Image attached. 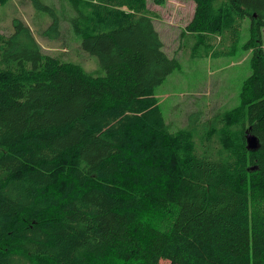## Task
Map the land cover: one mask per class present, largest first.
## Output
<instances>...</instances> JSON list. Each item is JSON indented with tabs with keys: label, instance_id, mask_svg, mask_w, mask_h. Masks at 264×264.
I'll use <instances>...</instances> for the list:
<instances>
[{
	"label": "trees",
	"instance_id": "obj_1",
	"mask_svg": "<svg viewBox=\"0 0 264 264\" xmlns=\"http://www.w3.org/2000/svg\"><path fill=\"white\" fill-rule=\"evenodd\" d=\"M68 1L101 76L20 20L0 33V264H264V0H190L188 55L233 53L248 18L250 75L237 107L177 131L154 90L179 64L148 0Z\"/></svg>",
	"mask_w": 264,
	"mask_h": 264
},
{
	"label": "rangeland",
	"instance_id": "obj_2",
	"mask_svg": "<svg viewBox=\"0 0 264 264\" xmlns=\"http://www.w3.org/2000/svg\"><path fill=\"white\" fill-rule=\"evenodd\" d=\"M39 1L49 6L57 16L60 32L57 39L42 35L52 23V17L46 11L34 9L32 0H9L6 5L0 6V33L12 34V22L20 20L49 56L77 64L91 76L103 75L104 69L97 57L81 49V39L72 31L71 20L75 17V11L70 2ZM146 5L156 13L154 25L163 43V51L179 64L154 90L169 130L188 127L190 116L199 123L211 122L212 118L237 107L239 91L245 78L250 75V54L242 49L249 38L248 18L244 19L240 43L233 53L218 58H192L188 54L192 51L193 43L181 45L180 41L183 28L192 18L194 4L190 0H166L164 5H156L148 0ZM262 37L264 48V31ZM159 264L168 263L161 261Z\"/></svg>",
	"mask_w": 264,
	"mask_h": 264
},
{
	"label": "water",
	"instance_id": "obj_3",
	"mask_svg": "<svg viewBox=\"0 0 264 264\" xmlns=\"http://www.w3.org/2000/svg\"><path fill=\"white\" fill-rule=\"evenodd\" d=\"M247 144H248V148H249V150H253V149H255L256 147H257V141H256V139L253 137V136H251V135H248L247 136Z\"/></svg>",
	"mask_w": 264,
	"mask_h": 264
}]
</instances>
